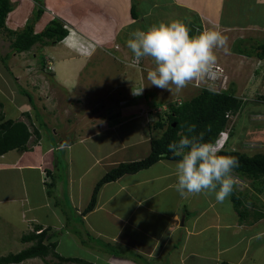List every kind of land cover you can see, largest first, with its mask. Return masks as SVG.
<instances>
[{"label":"crops","instance_id":"0c3cea01","mask_svg":"<svg viewBox=\"0 0 264 264\" xmlns=\"http://www.w3.org/2000/svg\"><path fill=\"white\" fill-rule=\"evenodd\" d=\"M171 1L172 4L161 6L164 9L161 12L170 17L168 20H175L180 16L179 9L186 11L188 16L183 22L190 28V36L198 35L200 32L209 29L219 30L227 36L228 53L225 55H227L228 62H232L231 64H234V67L230 71V77L227 76V71L224 72L227 77L224 79L227 80L226 86L229 83H233L235 94L240 96L255 89L257 76L261 75L264 79V67L262 69L253 68L250 79L243 82V84H239L240 71L238 67H235V64L239 60H257V58L246 56L244 50L250 47L251 41L264 43V0H245L247 5L245 9L246 11L252 10V18L245 16L244 11L237 8L239 0ZM9 2L12 6V11L6 16V25L10 27L7 26L8 28H6L17 32L23 28L27 19L28 21L32 19L35 10V0H9ZM38 2L43 9V13L35 23L34 31L40 32L51 20L59 21L63 28L68 31V35L56 45H40L42 51L47 50L50 53L42 57L43 60L39 68H43V71H40L44 74L43 78L52 86V90L56 93L69 94L70 89L65 88V84L74 85L77 79L80 81L88 61L98 55V53L103 52L119 64L118 73L120 76L117 84L121 85H117V88H121L124 91L129 90V95L125 99V103L123 102V107H120V103L117 104L121 109L116 108L115 111H109L108 107L104 108L103 116L101 115L104 118L101 120L96 121L95 112L89 111L90 113H87L88 119L81 121L78 119L79 115L81 116L78 113L79 110L74 112L76 114H73L70 112L72 109L69 106V110L65 109L63 111L64 115L62 114V109L58 114L55 112L57 117L53 119L52 123L48 120V114L43 104H40L44 99L39 94L41 93L39 92L40 87L34 92L37 108L31 107L33 103L30 104L29 98L26 100L25 95H17L12 83L15 84L20 81L23 84L32 83L25 69L16 76L12 72L14 65L16 66L17 63V56L23 55L22 58L25 62L29 58L28 52H15L11 46L13 37H10L6 31H0V41H2L1 34L3 32H6L10 39L7 45V47L9 46L8 51L2 56L11 64L10 67L4 65L0 69V81L5 85L3 91L5 94L8 93L14 104V110L8 111L6 103L4 102L3 106L2 101H0V118L1 120L23 122L28 126L30 132L34 130L37 132V134L34 132V135H31L28 139L26 149L22 151L12 150L0 156V218L10 221L11 225H13V219L20 217L21 221L27 225V233L23 234L24 236L45 231L47 234L44 241L46 242L52 228L67 229L70 241L76 242V245L82 248L84 247L83 245H86L83 249L86 250L84 252L87 256L78 258L83 261L89 257L90 259L105 260L106 264H153L159 262L180 264L190 254L200 252L203 248H206L205 242L203 243V237L206 236L207 232L212 229L216 230L220 225L231 229L230 234L233 236L246 234L249 245L246 250L249 251L246 258L242 256L235 261V254L234 258L231 259L233 250L241 249V241L236 240L238 243L235 244L232 243L233 239L229 240L231 243L228 240L221 242L223 241L221 239L222 234L216 233L215 239L209 246L210 249L213 246L215 247V255L209 256V259L214 261V264L218 262L219 264H245L249 262V259L254 260L255 257L257 260L254 262L250 260L252 263L260 260L261 256H264V254L262 255L264 244L260 241V238L264 235L263 193H255L252 189V196H248L246 203L248 218L245 222H241L239 215L235 211L230 210L233 205L231 203L218 204L214 194L206 195L201 193L198 196L194 195L193 198L181 196L174 188L176 183V161L162 159L147 169L134 174H126L116 181L104 184L98 192L94 208L90 212L83 214L85 207L90 201L93 187L105 173L120 163L143 159L150 152V139L153 131L149 125L154 123L156 116L152 115L151 121L146 117L143 118L142 114L143 112L151 113L152 110H156L157 104L155 102L151 103L152 107L148 109L149 103L147 104V102L149 101L146 100L145 94H143L146 86V77L143 73L147 72V68L142 66L144 64L143 60L140 68L128 69L123 66L130 58H126V53L129 54V52L125 50L127 48L126 43L123 46L122 43L118 42L120 37L125 38L127 41L131 32H133L130 26L138 22L140 18L147 21L149 16L142 10L140 14V10L135 7L134 0H38ZM228 3H232L234 6L229 5V7H226ZM232 9L235 10L232 11ZM133 10L139 15L138 17L132 18ZM241 16L243 17L239 21ZM254 26L258 27L256 33H253L254 31L252 30ZM246 29L247 31L251 29L248 37L247 35H241V32ZM253 35H256V37ZM112 43L113 45L120 43L121 47L125 49L118 48L117 51L113 48L109 50L103 49V47H107L108 44ZM223 51L222 49L215 50L216 56L219 57L221 55L217 58V66L221 68L225 67V64L221 65L223 57L221 53ZM38 54L39 51L33 56L36 57ZM130 54L132 53L130 52ZM14 62L15 64H12ZM148 62L151 63L150 67H152V61L149 58ZM259 62H264V58ZM48 65H50V69L48 68L47 71ZM12 74L14 76H11ZM12 78L14 82L11 81ZM68 81L71 82L68 83ZM142 83H145V86ZM142 87H144L142 91L144 98L142 100L146 102L144 105L138 102L141 101L139 98H134L135 96H133V92ZM239 87L242 88V93H240ZM153 89L154 87L151 91ZM188 90L186 91L185 89L183 93L188 94L190 92ZM3 91L0 90V96L5 95H2ZM85 96L84 100H93L91 95L85 94ZM250 97L246 95V98L249 99ZM76 98L69 95L70 100H76ZM17 99L19 101L16 104ZM123 109L128 111L123 112ZM69 112L74 117L65 119L64 116L66 113L68 116ZM37 116L42 117L39 118L40 123H43L44 127L49 125L58 127L59 125V128H62H58L57 131L53 129L56 139L50 137L48 139L49 142H46V139L43 140L41 137L43 133L40 132L42 127L37 123ZM251 118L250 124L254 126L256 124L264 125V116L254 115ZM78 120L79 123H77ZM136 120L141 123V129L148 130L149 135H147V138L139 134V137H136V141L139 143H128V140H124V142L119 135L111 136V138H115V148L110 150L105 147L101 150L98 148V152L91 150L88 141H94L97 136L103 135L105 132L116 134L114 131L117 130V127ZM95 128L96 132H94ZM260 130H262V133L264 132V129ZM261 132H257V129L253 130V128L247 129L246 142L255 140L256 134ZM142 140L144 143H148V150H142L144 148L143 143L140 142ZM259 142L262 143L257 145L258 151L256 150V152L248 150V143L246 146H244L246 144L244 143L242 147L248 151L244 153H264V136ZM107 143L112 142L107 141ZM118 145L120 148H118ZM129 148H132L133 156L124 155L120 158H115L118 152H124ZM62 152H64L68 165L70 168L72 167L70 170L73 171V174L71 171L63 182L64 200L68 208L71 209V213L67 218L71 217L73 219V227L66 217L64 221V218L59 215L56 202L54 204L50 201V190L45 192L44 200H36L39 202L37 206L31 205V198L41 199L39 193H37L40 188L39 185L46 186L47 178L49 177L47 172L52 170L48 169V167L44 169L42 163L46 159H50L51 156H56L54 162H58L57 159L60 156L57 157V153ZM95 168H101L102 174L96 173L94 171ZM32 176L33 178H31ZM85 176L88 179L86 178L87 181L83 186L86 192H83L82 189H79V181L81 179L82 181L85 180ZM32 184L34 186L33 189ZM53 188L60 190L56 185ZM46 189L52 188L47 185ZM227 200L228 198L225 201ZM200 201H204L203 206H199ZM43 203L45 204L43 205ZM42 206L45 207L42 208ZM197 206L200 207L198 210ZM49 207H52V209ZM41 208L46 214L44 217L40 213ZM209 209H213V212H209ZM194 212H197V214L195 215ZM223 221L227 223H223ZM54 243L57 245L56 248L60 246L59 241ZM99 243L104 244V246ZM30 245L31 243L28 244V246ZM105 245H110L122 252H120V255L119 253L116 256L110 255L106 251L108 247ZM206 249L205 255L208 256L209 252ZM62 257L68 258L69 256ZM70 258L74 257L70 256ZM177 261L180 262L178 263ZM91 264L93 263L91 262Z\"/></svg>","mask_w":264,"mask_h":264},{"label":"rangeland","instance_id":"374dc122","mask_svg":"<svg viewBox=\"0 0 264 264\" xmlns=\"http://www.w3.org/2000/svg\"><path fill=\"white\" fill-rule=\"evenodd\" d=\"M135 2V7L140 10V14H141V10L144 13H147L149 16V21H145L143 19H139L138 22H136L135 24L130 26L131 31H134L136 29H141V30H145L148 27H150L153 24H158L160 22H169L171 20H168L170 17H167L166 15H164L161 11H163L164 9L161 8L162 5L168 6L169 4H172L171 0H134ZM32 3V2H30ZM229 5H232V3H228L226 4V7H229ZM234 6V4L232 5ZM246 1L245 0H239L238 2V6L237 8L239 10L244 11V15L247 17H251L252 15V10H247L246 11ZM235 9H232V11ZM229 13V12H228ZM179 14L180 16H178L176 19L181 20L182 22L184 20H186L187 18V13L186 11H183L181 9H179ZM243 16L239 17V21H241ZM252 18V17H251ZM185 23V22H183ZM8 25L5 24V27H7ZM9 27V26H8ZM7 27V28H8ZM10 28V27H9ZM252 30L254 31L253 33H256V31L258 30V27L254 26L252 28ZM251 32L246 30H243V32H241V35H247L248 37V33ZM2 41H0V69L3 68L4 65H6L7 67H10V63L8 62V60L6 61L3 58V54L8 51L9 46L7 47L10 39L8 38V35L6 34V32H3L2 34ZM256 37V35H253ZM120 43L123 44L126 43V39L120 37L119 41ZM119 44H108L107 47H103L104 50H109V49H114L117 51L118 48H122L125 49L124 47H121L122 45ZM251 43H254L251 41ZM39 49V50H38ZM128 53H126V58L130 57V60L126 61V64H124L123 66H126L128 69H130L131 67H129V64L132 63L133 57L132 54H130V51L128 50V48L125 49ZM39 51V54L34 57L33 54H37ZM41 51V52H40ZM50 52H52L49 49ZM227 52L223 51L221 54L223 55L222 59H221V65L225 64V70L224 68H221L218 66L219 68V76L218 77H222V79H218L220 80V82L216 83L214 85V90L218 91L217 89H222L225 84L227 83L226 79V74L224 73L225 71H227V76L230 77V71L231 69L234 67V64H231L232 62H228L227 59ZM50 53L47 50L42 51V48H40V45L37 44L35 45L30 51H28L27 55L29 56L28 60L24 62L23 60V55H19L17 56L16 60V66L14 65V68L12 70V72L15 74V76L21 72H23L22 70L25 69L27 75L30 77V80L32 83H25L23 84L21 81L17 82L14 85L17 95L20 96H24L26 100L30 101L31 107L33 108H37V104L35 105V93L36 89L38 87L39 88V93L43 98V100L40 102V104H43L44 109L46 110V113L48 114V120L50 122L53 123V119H55L57 117L58 112L62 109V114L64 115V110H69V106L72 109V111H70L73 114H76L74 112L78 111V113L81 114V116L79 115V118L81 121L82 120H86L88 119V114L91 112H95V120H101L104 117L102 112L104 111V108L109 109V111H115L116 108L117 109H121L120 107H123V102L125 103V99H127L128 95H129V90H123V89H119L117 88V85H121V84H117L119 81V73H118V69H119V64L112 60L111 58L108 57V54L106 53H98V55L92 57L87 64V67L85 69V72L83 74V77L81 78V80L79 81V79L76 80L75 84H65V88L67 87L68 89H70V91L68 92L69 94H62V93H56L55 91L52 90V86H50V84H48L47 80H45L43 78V73L40 71L39 66H41V61L43 60L42 57L45 55H49ZM3 55V56H2ZM221 56V55H220ZM219 56V57H220ZM217 56V58H219ZM233 59V58H232ZM55 61V60H53ZM144 64H142V66H145V68L149 69L150 68V64L148 62V58L143 59ZM227 61V62H225ZM234 62H235V58H234ZM230 63V64H229ZM12 64H15L12 63ZM229 64V65H228ZM141 65V62H140ZM231 65V66H230ZM260 65V66H259ZM264 62H259L258 60H239L237 62V64H235V67H238L240 73H239V77H238V83L239 84H243V82H246L250 79L251 74H252V69H262L264 66ZM25 66V67H24ZM21 67V68H20ZM223 67V66H222ZM257 67V68H256ZM48 68L50 69V65H48V67L46 68L48 71ZM140 68V66H139ZM142 68V67H141ZM144 68V69H145ZM144 72V70H143ZM234 73V72H233ZM144 76L146 77V73ZM236 74V71H235ZM11 76H14L13 74ZM39 78H38V77ZM45 77V76H44ZM258 79L256 81L255 84L256 88L251 90L250 93H247L245 95L247 96H251L248 99V102L244 105V107L242 108L243 112L242 114L235 120H233V124H232V128L230 127V123L231 121H228V125L226 130L223 132V134H221L219 141L221 143H223L224 138L226 137L224 143L222 144L223 149H238L242 152H248L246 151V148H243L242 145L244 143V146L247 145L248 143V150H252L251 152H256V150L258 151L257 145H259V142L261 141V138H263L264 136V132L262 133L260 129H264V125L261 124H256L257 126H254L253 124H250V119H252V116H264V103H260V102H255L254 97H256L257 95H264V79L263 77H261V75L257 76ZM35 79V80H34ZM72 80V79H71ZM122 80V79H121ZM120 80V81H121ZM11 81L14 82V79L12 78ZM27 81V80H26ZM38 81V82H36ZM49 81V80H48ZM71 81H68V83H70ZM223 82V83H222ZM145 86V83H142ZM205 83H196L193 82L191 84H189L188 86L190 87H186L184 88V90L186 89V91H190L188 94H184V90H182L180 93H176L175 90L173 89L171 92L168 91H164V90H160L154 86L149 85V82L147 81L146 78V86L144 88V93L146 100H148L149 102H147L148 104V109L152 107L153 102H155L157 104L156 109H159V113L162 111L164 112V107H167V103L168 104H176L178 102H184L186 100H189L190 98H192L194 95H196L197 93L200 92V90L202 88H204ZM240 86V85H239ZM5 85H3V83L0 81V90L3 91L5 88ZM154 87V89L151 91V89ZM213 87V86H212ZM211 87V89H212ZM243 87V86H240ZM239 87V88H240ZM87 95H91V101H87L84 100V98L86 97L85 94ZM240 93H242V88H240ZM5 94V92L3 91L2 95ZM62 94V95H61ZM84 94V95H83ZM143 94L141 93L140 95H134V98H139L141 101H138L140 103L146 104V102L144 100H142ZM47 95V97H46ZM69 95L73 96V97H77L76 100H70L69 99ZM131 95V93H130ZM237 97H242L244 96L243 94L240 95H236ZM3 106L6 103V108L8 111H13V102L11 101L8 93H6L4 96H0ZM8 100V101H7ZM25 100V101H26ZM136 100V99H134ZM156 100V101H155ZM19 99H17L16 104L18 103ZM110 101V102H109ZM120 101V102H119ZM122 101V102H121ZM5 102V103H4ZM120 103V107L117 106V104ZM72 104V105H71ZM110 104V105H109ZM151 104V105H150ZM164 104V105H163ZM35 105V107H34ZM82 106H87V107H82ZM147 106V105H146ZM42 107V106H41ZM42 107V108H43ZM82 107V108H80ZM15 108V107H14ZM10 109V110H9ZM123 112H126L128 110H122ZM55 112L57 114H55ZM61 112V111H60ZM68 114L64 116L65 119H70L74 116H72V114ZM32 113V112H31ZM149 112H143L142 117L145 118L147 117V114ZM8 114V112H7ZM38 115V114H37ZM55 115V116H54ZM102 115V116H101ZM54 116V117H53ZM61 117V115H59ZM41 117V116H39ZM37 116V123L42 127L40 129V132L43 133L42 134V138L43 140L46 139V142H49V138L53 137V139H56V136L53 133V129H55L56 131L59 128L57 126H48V127H44L43 123H40V118ZM63 117V118H64ZM77 117V115H76ZM42 118V117H41ZM79 123V120L78 122ZM77 123H75V125H77ZM152 123V122H150ZM141 123L139 122V120H136L134 122H131L129 124L117 127V130L114 131L116 132V134H114L113 132H105L103 135H99L97 136L96 139H94V141H88V144L91 148L92 151L98 152V148L99 150H101L102 148H106V149H111V148H115V138H111L115 137L116 135H119V137L122 138V140L126 141L128 140V143H132V142H137L136 137H139V134H141L142 136H146L149 135L148 130L146 129H141ZM97 126H99L97 124ZM229 127H230V132H232V135L228 136L229 134ZM255 127V128H254ZM249 128H253V130L257 129V132L260 131L261 133H257L255 140L251 141V142H246V138L245 136L247 135L246 130ZM62 129V128H59ZM44 130V131H42ZM228 130V131H227ZM153 131V132H152ZM151 132V136H159L160 132L159 131H154L152 130ZM94 132H96V128L94 129ZM36 136V134H35ZM261 136V138H260ZM151 137V138H152ZM107 141L112 142V143H107ZM124 141V142H125ZM143 143L144 148L143 149H147L148 147V143H144V141H140ZM139 143V142H137ZM118 148L119 145H118ZM262 148V147H261ZM148 150V149H147ZM138 154V153H137ZM248 154H252V153H248ZM124 155H127L129 157L134 155V152L132 151V148L126 149L124 152H118L117 156H115V158H120ZM60 156V158L57 159V162H54V158L56 159V156L53 157L51 156L50 159H46L45 162L42 163V166H44V169L48 167V169H53L54 170V175L56 176L55 179V185L58 186L59 189H46V186L44 185H39V188L37 193H39V198H31V205L32 206H37V204L39 202H37L36 200H44V196H45V192H47V190H50V201L52 203L58 205L57 208V212L59 213V215L61 217L64 218L65 221V217L67 218V216L69 217L70 213H71V209L68 208L64 198H65V194L64 192V180L66 178V176L72 171L70 169H72V167L70 168V166L67 163L66 157L64 154L61 153H57V157ZM50 167V168H49ZM96 173L102 174V169L101 168H95L94 170ZM73 174V171H72ZM233 178L235 180V184L234 187L236 189V191H245V193H247V195L250 197L252 196V188L249 185V181L246 180H241V178L239 179V177H237L236 174L232 173ZM33 178V176L31 177ZM86 178L88 179L87 176L84 177L85 180L82 181V179L79 181V189H82V191L86 192V189L83 188L84 184L86 183ZM48 181V179H47ZM33 184H32V189H33ZM43 188V190H42ZM77 190V189H76ZM246 195V194H245ZM243 196L244 198V207H247V202H246V196ZM198 196V195H196ZM191 198H193V196H190ZM262 200L264 201V195L262 196ZM44 202V201H43ZM200 205L199 206H203L204 205V201H200ZM180 203V202H179ZM230 204L229 199L227 201H224L222 204ZM45 203H43L44 205ZM221 205V203H218ZM199 206H197V210L200 208ZM206 206V205H205ZM45 206H42V208H44ZM230 207V206H229ZM41 208L40 213L41 215L44 217L46 214L44 213L43 209ZM50 209H52V207H49ZM182 208V206H181ZM231 211H235L234 207L232 209H230ZM243 210V207L240 208V211ZM209 212H213V209H209ZM236 212V211H235ZM194 214L196 215L197 212H194ZM248 214V212H247ZM49 219V217H48ZM68 219V218H67ZM52 221V219H50ZM229 220V219H228ZM227 220V221H228ZM63 221V222H64ZM68 222L70 223V225L73 227V219H71V217L68 219ZM223 223H227L225 221H223ZM222 223V224H223ZM221 224V221H220ZM221 227V228H219ZM221 229V231H220ZM67 229L63 228V229H54L52 228V231H50V241L55 242V241H59V247L56 248V252L61 255V256H72L74 258H84L83 256H87L85 255L86 251L85 248L86 245H83L84 247H79L78 245H76V242L70 241L71 239L68 237V232L66 231ZM230 230L231 229H227L225 226H218L215 229H212L211 231L207 232L206 236L203 237V243L205 242L206 244V248H203L202 251L194 253V254H190L187 258H185L182 263L180 261H177L178 263L180 262V264H214V261H212L211 259H209L210 255H215L214 252V246L210 249L209 246H211L212 241L215 239L216 237V233H221L222 234V238L223 241L221 242H225L226 240H228L229 243H231V241H229L230 239H233L234 241H232L233 244L238 243L236 242V240H240V248H237L235 250H233L234 252L231 255V259H233L234 255H235V261H237L239 258H241L242 256L244 258L247 257L248 255V251L246 250V248L249 246L247 243V236L246 234L240 235V236H233L230 234ZM258 230V228H257ZM27 225L26 223L21 221L20 217H17L16 219H13V225H11V222L8 220H3L0 218V257L2 256H6L8 254H15L20 252L21 250H24L25 248L28 247V244L23 243L21 241V238L24 236L23 234H26L27 232ZM53 232V233H52ZM203 236V235H202ZM261 243L264 244V235L260 238ZM44 243H46V241H44ZM98 244V243H97ZM205 249L209 252L208 256L205 255ZM240 249V251L237 252V250ZM119 253L122 252L121 250L116 251ZM117 253V255H118ZM264 254V251L262 253V255ZM224 257V255H223ZM93 260V261H92ZM249 259V262H246L245 264H264V256H261V259L258 260L255 263V260H257V258L255 257L254 260ZM86 264L89 263H93V264H106L105 260H99V259H90L89 257L87 259H85ZM235 263V262H234ZM20 264H64V263H60L56 258H54L52 255H48L46 256L44 259H31V260H26ZM68 264H73V263H68ZM84 264V262H83ZM153 264H167V263H153ZM219 264V262L217 263Z\"/></svg>","mask_w":264,"mask_h":264},{"label":"trees","instance_id":"16d2710c","mask_svg":"<svg viewBox=\"0 0 264 264\" xmlns=\"http://www.w3.org/2000/svg\"><path fill=\"white\" fill-rule=\"evenodd\" d=\"M34 5L35 10L32 19L28 21L23 30L13 32L5 27V19L7 14L12 11V6L9 0H0V31H6L10 37H13L11 46L17 53L28 52L36 44L41 46L56 45L68 35V31L57 20H51L40 32H35L34 25L43 13V9L40 7L38 0H35ZM138 16L133 10L132 18ZM249 46L244 50L245 55L261 61L264 58V43L254 42V44H249ZM40 70L43 71V68L40 67ZM253 101L264 103V95H257ZM247 102L248 98H246V95L237 97L234 92V84L229 83V85L218 92L202 88L199 93L180 105H171L167 111L156 113V120L149 127L151 130L159 131L160 134L150 139L149 154L140 160L120 163L105 173L93 187L90 201L85 207L83 214L90 212L94 208L98 192L104 184L116 181L126 174H134L147 169L162 159L169 161L179 160L180 157L174 156L168 150V144L173 141L178 142L181 134L188 135L186 132L188 125L196 126L192 135L203 133L205 142L216 144L221 134L226 130L228 121H231L230 127L232 128L233 120L242 114V108ZM230 127L228 136L232 135ZM34 132L37 134L35 130L30 132L28 126L23 122L1 120L0 118V156L12 150L22 151L26 149L27 141L31 135H34ZM218 154L236 157L239 161V167L233 169V173L239 179L249 181V185L255 193H263L264 195V153L249 155L238 149L231 150L223 149L222 147ZM48 173L49 177H46L48 179L46 186L53 188L56 179L54 170L52 169ZM244 195L248 198L245 191H236L235 187H233L231 195L227 197L239 215L241 222H245L248 218L247 209L244 207ZM241 207H243L242 211H240ZM46 234L45 231H41L38 234L30 233L23 236L21 241L23 243H31V245L18 253L0 257V264H20L26 260L44 259L48 255H52L60 263L64 264H83V262L86 264L82 259L65 258L57 254L55 252L57 245L49 241L50 236H48L47 242L44 243ZM99 244L104 246V244ZM105 246L109 248L106 251L110 255H117L118 252L116 251L118 249L110 245ZM88 264L91 263L88 262Z\"/></svg>","mask_w":264,"mask_h":264},{"label":"clouds","instance_id":"9594fccd","mask_svg":"<svg viewBox=\"0 0 264 264\" xmlns=\"http://www.w3.org/2000/svg\"><path fill=\"white\" fill-rule=\"evenodd\" d=\"M27 23L28 19L21 30ZM190 31L179 19L134 30L126 41L133 57L129 67L139 68L140 62L149 58L152 61L146 72L149 85L168 92L174 89L180 93L193 82H205L216 75L215 50L227 52L228 38L219 30H204L191 36ZM143 88L133 94L140 95ZM195 129V125H188V135L181 134L178 142L168 144V150L180 157L175 163L174 188L183 197L214 194L216 202L223 203L233 191L232 173L239 167V161L231 155H219L217 145L205 142L203 133L192 135Z\"/></svg>","mask_w":264,"mask_h":264},{"label":"built area","instance_id":"2783aa9c","mask_svg":"<svg viewBox=\"0 0 264 264\" xmlns=\"http://www.w3.org/2000/svg\"><path fill=\"white\" fill-rule=\"evenodd\" d=\"M129 60H130V58H129ZM219 68H218V70L216 71V75L215 76H210V77H208V78H206V81L204 82L205 83V88H207V89H209V90H212V91H215L214 90V85L218 82L219 83ZM213 86V87H212ZM216 86V85H215ZM211 87H212V89H211ZM218 91H220L221 89H217ZM218 91H215V92H218ZM181 104V102H178V103H176V104H174V105H180ZM167 105V107H164V112L165 111H167L168 110V108H169V106H171V105H173V104H166ZM158 111L159 110H152L151 111V113L149 112L148 114H147V117L146 118H148L149 120H151L152 121V115H156V113H158ZM228 131V130H227ZM223 134V133H222ZM219 139H220V137H219ZM225 139H226V137L224 138V141H225ZM224 141H223V143H224ZM223 143H221L219 140L216 142V145H217V148L220 150L221 148H222V144Z\"/></svg>","mask_w":264,"mask_h":264}]
</instances>
